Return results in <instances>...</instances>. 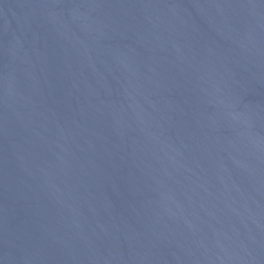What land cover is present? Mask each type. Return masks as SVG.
Wrapping results in <instances>:
<instances>
[{"label":"water","instance_id":"obj_1","mask_svg":"<svg viewBox=\"0 0 264 264\" xmlns=\"http://www.w3.org/2000/svg\"><path fill=\"white\" fill-rule=\"evenodd\" d=\"M0 264H264V0H0Z\"/></svg>","mask_w":264,"mask_h":264}]
</instances>
